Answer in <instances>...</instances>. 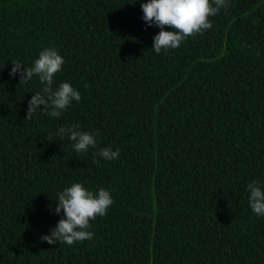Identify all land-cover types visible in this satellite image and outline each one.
Returning a JSON list of instances; mask_svg holds the SVG:
<instances>
[{
    "label": "trees",
    "instance_id": "16d2710c",
    "mask_svg": "<svg viewBox=\"0 0 264 264\" xmlns=\"http://www.w3.org/2000/svg\"><path fill=\"white\" fill-rule=\"evenodd\" d=\"M141 2L0 0V264H264L247 191L264 187V0H229L211 29L159 54ZM50 46L65 61L54 86L81 100L26 119L43 85L19 84L12 61L30 67ZM74 124L96 148L48 141ZM108 147L117 160L94 155ZM73 182L114 203L92 239L48 244Z\"/></svg>",
    "mask_w": 264,
    "mask_h": 264
},
{
    "label": "clouds",
    "instance_id": "9594fccd",
    "mask_svg": "<svg viewBox=\"0 0 264 264\" xmlns=\"http://www.w3.org/2000/svg\"><path fill=\"white\" fill-rule=\"evenodd\" d=\"M229 7V0H147L141 2L142 20L148 26L155 25L160 31L153 36L152 49L157 53L177 49L189 37L202 34L213 27L211 17L220 10ZM171 28L166 31L165 28ZM64 57L55 47H47L40 51L32 66L25 67L22 62L13 60L9 72L11 77L19 73V84H27L34 76L39 78L43 87L33 93L28 101L26 119H32L39 111L43 114L59 118L67 110L73 100L79 102L81 94L70 83L61 82L54 86L55 75L64 65ZM23 66V70H22ZM43 105V110H39ZM78 124L61 126L57 133H49L48 141L52 136L59 134L61 138L67 136L71 140L72 148L77 153L87 152L89 147L96 148L97 139L91 132L79 130ZM106 161L117 160L120 149L101 148L94 153ZM99 164V160L95 161ZM249 206L252 212L264 217V187L260 181L253 180L247 185ZM54 207L56 214L63 215L57 225L50 230V235L41 236V240L48 244H65L71 246L76 242H83L93 238L94 233L89 231L91 221L97 217L107 215L114 203L111 192L105 188L98 191L89 190L83 183L73 182L58 193Z\"/></svg>",
    "mask_w": 264,
    "mask_h": 264
}]
</instances>
